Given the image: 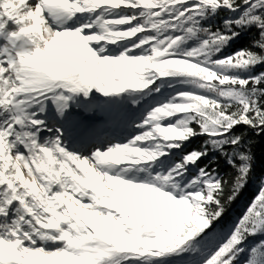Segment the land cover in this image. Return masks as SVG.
Returning a JSON list of instances; mask_svg holds the SVG:
<instances>
[{"label":"snow or ice","instance_id":"snow-or-ice-1","mask_svg":"<svg viewBox=\"0 0 264 264\" xmlns=\"http://www.w3.org/2000/svg\"><path fill=\"white\" fill-rule=\"evenodd\" d=\"M260 137L264 0H0V264H264Z\"/></svg>","mask_w":264,"mask_h":264},{"label":"trees","instance_id":"trees-1","mask_svg":"<svg viewBox=\"0 0 264 264\" xmlns=\"http://www.w3.org/2000/svg\"><path fill=\"white\" fill-rule=\"evenodd\" d=\"M255 151H256V155H257V171H259L260 170L259 166L261 164V161L264 160V137L258 138ZM243 196H247L248 198H251L253 196V193H252L251 189H249V187H248V189L245 190ZM236 204L233 206V209L235 208Z\"/></svg>","mask_w":264,"mask_h":264},{"label":"rangeland","instance_id":"rangeland-1","mask_svg":"<svg viewBox=\"0 0 264 264\" xmlns=\"http://www.w3.org/2000/svg\"><path fill=\"white\" fill-rule=\"evenodd\" d=\"M249 189H251V191H252V193H253V196H254L255 193H256V188H255V186L250 185V186H249ZM253 196H252V197H253ZM252 197H251V198H252ZM251 198H248L247 196H243V197L237 202V204H236V206H235V208H234L233 210H234L237 214H239L240 211H241V209H242V205L245 204V203H247L248 201H250Z\"/></svg>","mask_w":264,"mask_h":264}]
</instances>
